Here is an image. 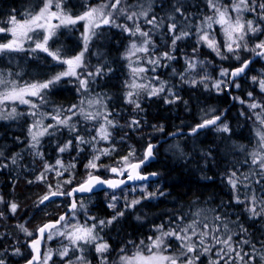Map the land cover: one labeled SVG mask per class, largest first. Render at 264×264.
Masks as SVG:
<instances>
[{
  "label": "trees",
  "instance_id": "obj_1",
  "mask_svg": "<svg viewBox=\"0 0 264 264\" xmlns=\"http://www.w3.org/2000/svg\"><path fill=\"white\" fill-rule=\"evenodd\" d=\"M149 2L152 4V11L149 15H155L158 20L165 21V26L160 29V32H154L152 35L155 54L162 55L163 52L169 51L176 57L170 61L161 60V64L166 66L156 68L158 80L165 82L166 87L171 88L175 94L172 97L175 99L174 103H165L164 98L167 94L140 100L142 110L135 109L133 104L125 102V93L129 91L126 84L131 82L132 74L128 67L129 61L123 57L130 43L133 40L139 42L141 37H130L119 28L104 26L99 29L95 39L89 42L88 50L84 53L85 67L78 69L89 81L87 90L80 89L79 80L64 78L48 91L45 103L41 104L38 99L34 100L39 105L36 118H39L40 113L46 114L43 124L55 125L56 121L50 117L56 115L57 111L63 110L64 116H72L69 123L76 126L75 132H70L67 127L50 129L55 132V135L42 137V146L38 149L40 154L37 155V150L29 147L28 129L35 119L26 115L29 111L19 110L18 112L25 113V115L19 116L16 121L0 124V190L5 199L15 201L18 207L17 218L13 220L10 217L7 221H0V234L3 232L0 254L7 264H21L31 256L27 241L32 236V239L36 236L40 226L56 219L64 212L67 207L66 202H68L67 198H62L42 206L37 204L39 199L48 194L50 189L67 192L88 178L89 171L86 165L93 158L94 150L101 139L97 137L94 143L78 145L75 137L79 134L85 140L92 141V138L96 136L95 128L104 123V120L102 116L96 120H85L79 112L81 107L85 109V112H110L108 119L116 122V127L109 128L111 136L108 143H105L110 150L109 154L100 161L101 164L112 165V167L118 166L121 160L130 153H132V160H140L149 143L156 142L172 132L192 129L195 125L220 115L226 110V116L218 126L227 125L228 132L219 131L216 126L206 129L195 137H181L168 147L166 145L172 139L157 147L156 161L144 169L147 172L158 174L156 181L145 185L148 196L155 194L154 196L149 198L142 196L140 203L133 209L125 208L121 201L114 203L124 215L120 216L111 226L105 227L101 233L102 239L110 245V250L106 255L108 264H117L115 261L121 254V248L126 247L127 252L133 249L129 243L130 240L136 243L142 239L147 240L150 235L156 234L154 233L155 226L162 223L167 225L169 220L177 214H183L190 222L192 214L198 210L210 212L211 220L206 219L203 222L219 227L221 238L227 235L223 224L228 225V229L235 233L233 247L238 251L242 248L249 253L253 252L250 245L240 244L237 247V242L249 239L256 246L257 264L264 262L260 260V254L264 253V243H262L264 241V219H249L246 205L237 204L234 199L238 195L241 200L247 201L254 191L260 195V186L255 184L257 177H251L252 182L249 184V181L244 180V175L249 174L254 167L251 164L250 153L256 147L255 129L259 124L255 113L260 112L259 108L251 110L248 105L253 100L264 104V92L260 91L258 83H253L252 78L257 77L258 80L264 78V61L261 58L256 60L245 76L233 83L230 94L226 92L228 84L221 85L218 91L212 85L219 78V65L222 64L230 71L254 54L241 50L240 60H221L206 46L197 45L195 35L179 41L173 52L171 36L160 33H167V17L174 12L176 0H139V4L144 7H147ZM181 2L184 5V11L191 14L193 19H202L204 13L207 12L206 0H181ZM224 2L230 3L231 0H224ZM99 3L101 0H65L66 10L72 15L87 10L86 6ZM127 3L135 6L138 0H127ZM42 4L43 0H0V26L6 27L9 17L18 15L22 17L27 12L37 10ZM244 16L246 20L255 21L257 19L252 13H246ZM177 18L182 19L179 16ZM139 22L143 30L147 31L151 28V25L145 24L143 20ZM118 23L129 24L130 22L120 17ZM260 23L264 25V21ZM215 31L218 42L222 44L224 42L222 33L216 27ZM82 33V24L74 28L61 27L57 29V35L49 41V45L53 51L60 49L65 57H74L84 49ZM40 35L42 38L43 33ZM247 39L249 46H253L254 42L264 40V35H250ZM4 41L5 35L2 34L0 42ZM32 46L34 44H28L27 49ZM194 48L199 49L195 54L193 53ZM43 53L39 51L10 53L8 55L14 59L9 61L7 56L0 57V69L18 71L21 73L20 78H17L18 81L25 79L30 82L45 81L64 70L65 65L55 63L50 56ZM139 55L140 64L151 69L153 67L151 64L144 63L147 54L140 53ZM193 57L204 63L202 66L198 65L195 71H186V58ZM97 68L102 69L101 75L95 77L87 75L89 71L94 73ZM181 74H184V79L181 78ZM205 74L208 79L200 82ZM192 79L198 81L196 86H192L189 82ZM156 83L159 84V82ZM237 83L239 87H236ZM249 92L252 93L251 98L248 95ZM97 98H103V106L97 104L89 108L87 102ZM82 100L83 104H81ZM73 105L77 106L74 109L75 115L67 111ZM210 108H216V113L203 120L199 113ZM133 119L139 121L138 127L130 126ZM70 139L73 140L72 146L63 153L59 152L58 145L63 147ZM13 157L16 158L15 163L12 162ZM58 159H61L63 167L56 164ZM46 164L53 167V172L45 171ZM57 171L63 174L57 176ZM233 171L243 181L238 184L235 193L228 184V177ZM41 174L45 179H38ZM68 180L71 183L65 182ZM245 184H249V187H245ZM129 188L131 187L116 191L122 192ZM102 194L89 195L93 198L89 211L95 219L82 218V223L91 225L100 220L107 221L115 214L116 210L109 207V204L113 203L109 197L106 199V196ZM216 215L224 218L223 223L213 221L212 218ZM21 225L32 231L33 235L25 238L26 242L24 240V243H21V255L15 258L6 249L8 245L5 244L11 242L8 237L13 236L20 242L23 241L20 236L21 232H16ZM240 225L247 229L246 233L241 232ZM55 244L59 243L46 244V250L48 245ZM216 247L209 254V258L215 256ZM221 247L223 245H220ZM225 258L229 260V264H232L229 257ZM203 259L206 260L205 257ZM247 259L248 257H245V260ZM89 261L91 264H100V259L96 255L93 258L92 253Z\"/></svg>",
  "mask_w": 264,
  "mask_h": 264
},
{
  "label": "snow or ice",
  "instance_id": "obj_2",
  "mask_svg": "<svg viewBox=\"0 0 264 264\" xmlns=\"http://www.w3.org/2000/svg\"><path fill=\"white\" fill-rule=\"evenodd\" d=\"M207 12L204 13L203 18L193 19L191 14L184 11V5L181 0H176L174 4V12L169 14L167 17V33H160L161 35L171 36V48L174 52L177 48L179 41L188 39L195 35L197 38V45L206 46L221 59H232L235 58L240 60V51L252 52L255 56L264 58V40H258L254 47L249 46L248 37L264 35V25L260 21H264V0H231L230 3H225L224 0H206ZM87 10L80 15H72L66 10L65 0H43V4L39 7L38 11L33 10L25 13L23 19H17L16 16H11L7 21L9 27L0 26V34H6L11 37L6 42H0V57L7 56L9 61L13 60L14 57L8 55L10 53H19L24 51L29 52H44L52 58L57 64L65 65L64 70L57 72L54 76L50 77L45 81L40 82H26L21 84L18 81V77L21 76L20 72H12L11 70L0 69V119L15 120L19 116L25 115V113L18 112L15 105H27L34 111H29L26 115H29L34 119L32 125L29 127L28 132L30 136L29 147L37 150L39 155L40 139L45 135H55L54 131L58 127H67L70 132L76 131V126L70 124L69 121L72 119L71 115L64 116L63 110L57 111L56 115H52L50 119L55 120L56 124H43V119L46 114L40 113L38 116L39 105L28 97L38 99L41 104L45 103L48 91L58 85L64 78L73 77L79 80L80 89L87 90L89 81L82 76L78 69L84 68L83 63L84 53L88 50L89 42L94 36H97V29L104 26L109 28H119L123 33H126L130 37H141V40L137 42L133 40L130 43V47L124 59L129 61L128 67L130 68L132 79L130 83L126 84V87L131 89L125 93V102L133 104L135 109L142 110L139 103L140 93L143 91L149 98L157 97L161 93L167 92L165 96V103H174L175 99L172 97L175 94L171 88H167L165 82L160 81L159 85H153L150 81L157 79V77H146L142 75L148 71L155 72L156 68L166 66L161 64V60H173L176 57L172 52L165 51L162 55L155 54V43L153 42L152 35L154 32H160V29L165 26L163 19H157L155 15L150 16L149 13L152 11L151 2L148 3L147 7L142 4L130 5L127 0H101V3L96 6H86ZM55 8V11L52 9ZM139 8V10H136ZM210 13V14H209ZM244 13H252L257 17L254 21L252 19H245ZM234 14V15H233ZM182 17L178 19L177 17ZM120 17L129 21V24L118 23ZM56 20L58 23H53ZM140 20H143L145 24L151 25L149 30H143ZM83 22L84 31L82 33V40L84 43V49L74 57H65L61 54V50H52L49 45L51 41L57 35V29L74 28L78 23ZM219 28L220 33L224 36V42L221 44L217 40V32L215 27ZM40 33H43L42 38ZM26 43L34 44V47L25 49ZM199 49L194 48L193 53L195 54ZM137 53L147 54V59L144 63L151 64L153 67L148 69L140 66V57L134 62L133 56ZM230 55H227V54ZM251 60L245 59L242 61L241 66L237 67L231 72L228 69H222L220 72L221 77L231 76L232 80L226 79L217 80L213 83V87L218 91L221 89V85L228 83H235V78L245 73ZM203 61H198L193 58H186L187 70L195 71L196 68L203 65ZM102 69L97 68L93 73L89 71L87 73L90 77L101 75ZM181 78L184 79V74H181ZM208 77L205 74L200 82L207 80ZM253 83H258L260 91L264 92V78L257 79L253 77ZM192 86H196L197 80L192 79L189 81ZM240 85L237 83L236 87ZM249 97H252V93H248ZM178 98V97H176ZM244 103V101H240ZM84 101H81L83 104ZM88 107L91 108L94 105L103 106V98H97L89 100ZM8 105H13L7 112L5 108ZM248 107L251 110L260 109L259 113H255L256 120L260 124V129L256 130L257 137V150L250 153L251 164L254 166L249 174L244 175V180L252 182L251 177H257L255 184L259 185L260 195L253 192V195L248 198L247 201H243L238 195L234 197L237 204H245L246 211L249 213V219H264V104L253 100ZM77 106L73 105L67 111L75 115L74 109ZM79 112L84 116L85 120H96L98 117H103L104 123L100 124L98 128H95L96 136L92 138V141H87L83 136L79 134L75 137V142L78 145L85 143H94L96 138L99 137L101 140H109L111 133L109 132L110 127H116V122L112 119H108L111 115L110 112H85L84 108H79ZM243 114V113H242ZM63 116V118H61ZM220 119L216 116L213 119L205 120L202 124L198 125L197 128L192 130L196 133L199 128L208 127L215 125ZM131 127H138L139 121L133 119L131 121ZM218 130L222 132H228L229 128L227 125L223 127L218 126ZM73 144V140H68L63 147L58 145L59 152L63 153L67 151ZM152 145H149L145 158L143 161L135 164H129L128 168L131 169L128 172V180H146L147 176L141 175L138 169L141 164L146 162L152 156ZM82 150V149H81ZM99 151V150H98ZM108 150L105 149L101 152V155H107ZM132 153H130L131 155ZM100 159V155L94 156L92 160L88 162L86 167L90 169H98L100 165L96 163ZM127 158H125V162ZM12 162H16V158H12ZM247 162V161H246ZM56 164L63 167L60 160L56 161ZM7 166V165H5ZM75 167V165H72ZM53 167L45 165V171H52ZM110 171L119 176L123 175L127 169L111 168ZM62 172L57 171V176L62 175ZM152 175H156L153 173ZM39 180L45 179L44 175L41 174L38 177ZM71 183L70 180L65 181ZM243 181L237 176V173L233 171L228 177V184L232 187L233 192H237L238 184ZM124 180L115 179H101L99 176L89 173V179L83 184L74 188L72 191L67 193L62 191H51L44 195L39 204H45L46 201H50L52 197L60 195L72 196L74 192H90L97 185H107L112 189L120 187L124 184ZM249 184H245V187H249ZM59 189V186H57ZM155 194H149L145 198L154 196ZM163 195V193H161ZM116 197L113 196V200ZM140 203L139 200H133L128 207H134ZM81 208L84 205H80ZM110 208L115 209L116 205L109 204ZM17 205L12 203L10 210L15 213ZM72 217L69 218L67 215H61L58 220L45 224L39 228V238L32 239L29 242V247L32 250L31 258L27 260L26 264H49L53 261V256L58 255L64 264H89L87 258L83 255L88 250V246H94L95 252L97 253L100 264H108V257L105 255L110 250V245L105 242L97 231V227L100 228L108 227L112 225L120 216H123V212H117L112 216L111 219L104 221L100 220L99 225L92 224H80L79 222L72 223L75 220V213L77 211V204L73 201L71 205ZM194 219L190 222L185 219L183 214H177L174 218H171L167 225L160 224L155 226V235H150L147 241L140 240L139 243L129 241L132 248L135 251L131 254H127V248H121V255L119 256L120 264H203L202 256H209L213 252V248L216 245H223V247L216 250L214 255L217 259L213 260L209 258L208 264H220V261H224V264H229V260L225 257H229L232 264H237L238 261H243V264H257L256 262V246L252 244L249 239H243L237 242V247L240 244L250 245L253 248V252L249 253L244 251L242 248L238 251L237 248L233 247V233L228 229L227 224H223L225 232L227 233L225 238H221L220 228L215 224H209L199 219L201 212L197 211L192 214ZM88 219L94 220V217L88 216ZM139 219V217L137 218ZM207 217H205V220ZM213 221L223 223L224 218L220 215H216ZM59 226V227H57ZM26 235L32 236L33 233L29 232L23 225L20 226ZM55 229V232L51 230ZM63 229V230H61ZM242 233H246L247 229L240 225ZM48 231L47 239L51 240L54 235L63 236L69 241L70 246H64L62 250L53 253L50 249L47 252H41V241L44 239V233ZM264 243V241H262ZM6 251V250H5ZM70 252H79L80 255L70 256ZM13 255H20V249L15 248ZM234 254V256H233ZM245 257H248L245 260ZM67 258V259H66ZM260 260L264 261V253L260 254ZM0 264H5L3 256H0Z\"/></svg>",
  "mask_w": 264,
  "mask_h": 264
},
{
  "label": "rangeland",
  "instance_id": "obj_3",
  "mask_svg": "<svg viewBox=\"0 0 264 264\" xmlns=\"http://www.w3.org/2000/svg\"><path fill=\"white\" fill-rule=\"evenodd\" d=\"M42 6V5H41ZM40 6V7H41ZM94 6H96V5H94ZM38 9L39 8H37V10L36 11H38ZM53 11H55V8H53L52 9ZM84 11H86V10H84ZM84 11H82V12H80V13H77V14H75V15H80V14H82ZM244 14H246V13H244ZM74 15V16H75ZM234 15V14H233ZM24 16H25V14H23L22 15V17H20V15H18V16H16L17 17V19H23L24 18ZM10 18V17H9ZM9 20V19H8ZM7 23V22H6ZM53 23H58V21H56V20H54L53 21ZM80 24H82V30L84 31V28H83V22H81V23H78L77 25H79L80 26ZM76 25V26H77ZM10 25H8L7 24V26L6 27H9ZM215 27V26H214ZM216 28H218V27H216ZM81 29V28H80ZM219 29V28H218ZM97 31V33L99 32V29H97L96 30ZM0 35H2V34H0ZM3 35H5V41L4 42H6V40L7 39H11V37L10 36H8V35H6V34H3ZM223 35V34H222ZM95 37L96 36H94L93 37V39H95ZM223 39H224V36H223ZM255 43L256 42H254V45L253 46H250V47H254L255 46ZM28 44H30V43H26L25 45H24V47H25V49H27V45ZM32 47H34V46H32ZM130 47V46H129ZM129 47H128V49H129ZM209 49V48H208ZM210 50V49H209ZM128 51V50H127ZM41 53H43V52H41ZM43 54H46V53H43ZM140 53H137L136 54V56H133L132 57V60H136L137 59V57H140V55H139ZM239 54H241V53H239ZM232 59H235V58H232ZM263 61H264V58H261ZM56 63V62H55ZM140 66H142V67H146V66H144V65H141L140 64ZM65 68H66V66H65ZM146 68H148V67H146ZM148 69H150V68H148ZM219 69H220V72H221V70L222 69H226L222 64L221 65H219ZM16 72H18V71H16ZM142 75H144V76H146V77H149V78H151V77H157V79H155V80H151L150 82L153 84V85H156V86H158L159 84H157L156 82H160L159 80H158V76H157V74H156V71L155 72H152V71H148V72H146V73H143ZM18 78H20V76L18 77ZM71 78H73V77H67V78H65V79H71ZM75 79V78H74ZM221 79H228V77H221L220 76V73H219V78L217 79V80H221ZM21 84H23V83H26V82H30V81H26L25 79H21L20 81H19ZM32 82H37V81H32ZM131 89H129V91H130ZM162 94H167V92H164V93H161L160 95H162ZM149 98L148 96H147V94L145 93V92H141L140 93V97H139V101L140 100H142V99H144V98ZM28 99H32L33 101L35 100V98H31V97H28ZM13 105H8L6 108H5V112H7L11 107H12ZM16 107H17V110L19 111V110H22V109H26L27 111H32V109H30L27 105H21V104H17V105H15ZM216 111H217V109L216 108H210V109H208V110H202L200 113H199V116H201V117H203V120H205V118H207V116H210V117H212L215 113H216ZM202 120V121H203ZM7 121H12V119H8V120H2V119H0V124H2V123H5V122H7ZM15 121H16V119H15ZM260 124H258V126H257V128L255 129V137H256V130L257 129H260ZM180 131V130H179ZM181 139V137H178V138H173L170 142H168L167 143V147L168 146H170V145H173L174 144V142H177L178 140H180ZM29 140H30V136H29ZM108 141L109 140H107V141H105V140H101L99 143H101V145H99V143L97 144V146H96V148H95V150H94V156H96V155H100V159L98 160V161H96V163L98 164V165H100V167L98 168V169H90V168H88V171H89V173L91 172L93 175H104V174H106V175H109V170L112 168V165H104V164H101L100 163V161L102 160V158L104 157V156H107L108 154H109V148H107V146L105 145V143H108ZM42 146V138L40 139V145H39V147H41ZM105 149H107L108 150V154L107 155H101V152H103ZM99 150V151H98ZM255 150H257V137H256V147H255ZM166 151H167V149H166ZM144 152V151H143ZM144 154V153H143ZM156 155H158V153L156 152L155 153ZM94 156H93V158H94ZM131 155H128L127 157H125V158H127V161L125 162V158H123L122 160H121V162H120V164L118 165V166H115V167H119L120 169H127L128 168V165L129 164H131V163H133V162H135V161H139V160H132L131 159ZM92 158V159H93ZM141 158H143V156L141 157ZM91 159V160H92ZM58 160H60L61 161V159H58ZM141 160V159H140ZM62 162V161H61ZM63 164V163H62ZM0 169H1V167H0ZM51 172H53V170L51 171ZM89 173L87 174V177H89ZM86 177V178H87ZM149 183H144V184H140V185H134V186H131V188H129L128 190H125V191H122V192H118V191H115V192H110V191H106V192H104L102 195L103 196H106V199L109 197V200H111V202L112 203H115V202H119V201H121V204L122 203H124V206H125V208H130V209H133V208H135L136 207V205L134 206V207H128V205H130L131 204V202L133 201V200H142V196H148V194H147V192H146V187H145V185H148ZM113 196H115L116 197V199L115 200H113ZM92 196H87V197H80V198H78V200H77V202H78V206H77V211H76V213H75V220H72V223H76V222H79L80 224H86L85 222H81V219L82 218H88V216H91L92 217V214H90V211H89V209H90V206L89 205H91V203H92V201H93V198H91ZM42 198V197H41ZM40 198V199H41ZM40 199H39V201H40ZM39 201L37 202V204L38 205H41V204H39ZM197 202V201H196ZM12 203H15L16 204V202L15 201H10L9 199L7 200V199H5V197L2 195V193H1V190H0V221L1 222H4V221H7L10 217H12V218H10V219H15V218H17V216L18 215H16V212L15 213H13L11 210H10V205L12 204ZM69 204V201L68 202H66V205H68ZM80 205H84V207L83 208H81L80 207ZM7 207V208H6ZM18 208V207H17ZM17 210V209H16ZM115 210H116V212H115V214L117 213V212H121V209L120 208H118V207H116L115 208ZM198 211H200L201 212V218L199 217V219H202V221H205V217H207V219L208 220H211V216H210V212H207V211H205V210H198ZM6 212V213H5ZM5 213V214H4ZM114 214V215H115ZM72 215H73V213L71 214V217H72ZM194 218H196V217H194V216H192L191 217V220L192 219H194ZM111 219V218H110ZM109 220V219H108ZM115 222V221H114ZM113 222V223H114ZM92 224H94V223H92ZM91 224V225H92ZM95 224H97V225H99V222H97V223H95ZM109 226H111V225H109ZM108 226V227H109ZM24 227V226H23ZM24 228H26V227H24ZM105 228V227H104ZM104 228H100L99 226L97 227V231L99 232V235L101 236V233H102V230L104 229ZM27 229V228H26ZM28 230V229H27ZM61 230H63V229H61ZM11 231V230H10ZM21 232V234H20V236H22V238H23V241L22 242H20L19 240H17L16 239V237L15 236H13V237H8V239L11 241V242H9L8 244H5V245H8V247L6 248L10 253H11V255L13 256V257H15V258H17V257H20V255H13L12 253H13V250L15 249V248H19L20 249V251L22 250L21 248H20V245H21V243H24V240H25V242H26V239L25 238H29L30 236H28V235H26L25 234V232L21 229V227H19L18 229H16V232ZM29 232H31L32 233V231H30V230H28ZM12 232V231H11ZM52 232H55V230H53ZM3 233V232H2ZM2 233L0 234V243H1V238H2ZM155 235V234H154ZM20 236H18V237H20ZM33 237V236H32ZM32 237L30 238V240H28L27 241V245H28V243L32 240ZM102 237V236H101ZM145 241H147V240H145ZM51 242H54V243H56V242H58L59 244H61V245H59V244H55V245H48V247H47V250H46V244H49V243H51ZM64 243V244H63ZM59 245V246H58ZM64 246H70L69 245V241L67 240V239H65L63 236H59V235H54L53 236V238L51 239V240H48L47 238H46V240H45V244H44V247H45V250H46V252L50 249L53 253H56V252H58V251H60V250H62L63 249V247ZM220 248V245H217V247H216V249H215V251L217 250V249H219ZM44 250V251H45ZM238 250V249H237ZM133 251H135V249H132V250H130V251H128L127 252V254H131V252H133ZM75 253V254H74ZM92 253V256H93V258H94V255H96L97 257H98V255H97V253L95 252V248H94V246H88V250L87 251H85L84 253H83V255L87 258V261L89 262V264H91L90 263V261H89V256H90V254ZM81 253H79V252H70V256H77V255H80ZM105 255H107V253L105 254ZM121 255V254H120ZM0 256H2V254H0ZM203 257H205L206 258V260H204L203 259ZM99 258V257H98ZM67 259V258H66ZM201 259L203 260V264H208V261H209V257L208 256H202L201 257ZM211 259H213V260H215V259H217V257L216 256H214V257H212ZM226 259V258H225ZM53 261H55V264H64V261H61L60 260V257L58 256V255H54L53 256ZM205 261V262H204ZM115 262H117V264H120V261H119V257L116 259V261ZM242 263H243V261H241ZM239 263H240V261H239ZM238 263V264H239ZM242 263H240V264H242ZM5 264H7V262L5 261ZM49 264H53V262L52 261H50L49 262ZM113 264H116V263H113ZM220 264H224V261L222 260V261H220ZM258 264H264V262L262 263V262H259Z\"/></svg>",
  "mask_w": 264,
  "mask_h": 264
},
{
  "label": "water",
  "instance_id": "obj_4",
  "mask_svg": "<svg viewBox=\"0 0 264 264\" xmlns=\"http://www.w3.org/2000/svg\"><path fill=\"white\" fill-rule=\"evenodd\" d=\"M260 58H261V57H259V56H255V55H253V56H251L250 58H248V60H251L252 62L249 64L248 68L245 70V73H244V74H241L239 77H236V78H235V81H238L239 79L243 78V77L245 76V74L247 73V71L249 70V68L251 67V65H252L256 60H258V59H260ZM240 66H241V65H239V66H237V67H240ZM237 67L232 68V69L230 70V72H231L232 70H235ZM231 80H232V78H231V76H229V80H228V81H231ZM232 85H233V83H231V82L228 83V87L226 88V92H227L228 94H230V89H231ZM232 103H233V99H232V97H231V104H232ZM216 116H219L220 119L216 122L215 125H210V126H208V127L199 128V129L197 130L196 133H193L192 130H193L194 128H197V126L200 125V124H202L204 121H203L202 123H200V124L195 125L192 129H189V130H180V131L172 132V133L168 134L167 136L160 138V139H159L158 141H156V142L149 143V144L147 145L145 151H144V158H145V154H146V151H147L149 145H152V146H153V147H152V156H151L146 162H144L143 164H141V167L138 169V171H139V173H140L141 175H144V176H147V177H148V179H146V180H128V178H127V177H128V172L131 171V169H129V168H128V172H127L126 175H125V173H124L123 175H119V176H117V175L113 174V173L110 171V173H111L112 175L117 176V177L109 178V179L124 180L125 183L122 184V185H120V187H118V188H116V189H112V188L108 187L107 185H97V186H95V187L92 189V191H90V192H74L72 196H68V195H60V196L52 197L50 201H46L45 204H41V205L44 206V205H46V204H48V203H51V202L55 201L56 199H60V198H68V199H69V205H68V207L65 209V211L62 212V213H61L56 219L44 223V224H43L42 226H40L39 228L43 227L45 224H48V223H50V222H54V221L58 220L59 217H60L61 215H67V216H69V215L72 213V211H71V205H72L73 201H75L76 204H77V206H78V203H77V200H76L78 197H85V196H89V195H93V194H98V193H101V192L106 191V190H118V189L125 188V187H129V186H132V185H137V184H142V183H146V182L156 181V179L158 178V174H157V173H155L156 175H152V174H153L152 172H149V173H148V172H142V169H143L145 166H149L150 164H152V163H154V162L156 161L155 151H156L157 147H158L159 145H161V144L167 142L169 139L178 138V137H184V136L195 137V136L199 135L200 133L204 132L206 129H209V128H213V127L218 126V125L221 123V121L225 118V116H226V110H224L220 115H216ZM216 116H214V117H212V118H210V119H213V118H215ZM208 120H209V119H208ZM144 158H143L142 160H140V161H143ZM140 161L133 162L132 164L139 163ZM117 169H118V168H117ZM95 176H99L101 179H105V178H103L101 175H95ZM88 179H89V177H88L86 180H88ZM84 182H85V181H84ZM84 182H83V183H84ZM83 183H81V184H83ZM81 184H80V185H81ZM78 186H79V185L72 187L69 191H72L74 188H76V187H78ZM69 191H68V192H69ZM66 193H67V192H66ZM57 227H59V226H57ZM39 228H38V229H39ZM38 229H37V232H36V236H35L33 239H35V238H39V237H40V233H39ZM52 230H53V229H52ZM52 230H51V231H52ZM47 236H48V231H46V232L44 233V239H42V241H41V252H42V253H43V251H44V243H45V239H46ZM28 248H29V250H30V252H31V255H32L33 253H32L31 248L29 247V243H28ZM30 258H31V256H30L28 259H30ZM28 259H27V260H28ZM27 260L24 261V262L21 263V264H26Z\"/></svg>",
  "mask_w": 264,
  "mask_h": 264
},
{
  "label": "flooded vegetation",
  "instance_id": "obj_5",
  "mask_svg": "<svg viewBox=\"0 0 264 264\" xmlns=\"http://www.w3.org/2000/svg\"><path fill=\"white\" fill-rule=\"evenodd\" d=\"M111 177H114V176H111ZM111 177H109V178H111Z\"/></svg>",
  "mask_w": 264,
  "mask_h": 264
}]
</instances>
